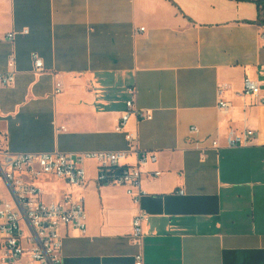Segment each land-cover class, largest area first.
I'll list each match as a JSON object with an SVG mask.
<instances>
[{"label":"crops","instance_id":"0c3cea01","mask_svg":"<svg viewBox=\"0 0 264 264\" xmlns=\"http://www.w3.org/2000/svg\"><path fill=\"white\" fill-rule=\"evenodd\" d=\"M257 19L256 4L238 0H0V73L11 60L15 70L0 88V150L123 152L132 167L137 156L115 131L130 89L153 115L124 129L157 157L141 167L139 204L99 184L93 160L84 187L39 181L46 202L82 200L88 215L85 234L62 229V264H133L139 212L144 264H264V106L243 95L246 77L264 85ZM246 129L248 146H226L230 130ZM0 199L12 200L1 174Z\"/></svg>","mask_w":264,"mask_h":264},{"label":"built area","instance_id":"2783aa9c","mask_svg":"<svg viewBox=\"0 0 264 264\" xmlns=\"http://www.w3.org/2000/svg\"><path fill=\"white\" fill-rule=\"evenodd\" d=\"M144 31V29H141ZM27 34L28 31L23 32ZM14 33L8 35L9 41H14ZM35 69L41 71L42 61L34 56ZM10 71L0 73V88L12 86L15 83L14 62L11 60ZM56 93H61V84L56 85ZM223 89H219V95ZM132 98L126 103V110L117 125V133L126 134L131 151L137 156V163L125 168L121 174L123 152L87 153L82 155L64 153L17 154L0 150V174L10 189L11 201L0 199V264H62L63 228H75L82 234L87 231L88 215L82 200L66 198L60 202H46L44 188L39 181L47 178L60 179L70 186L84 187L87 182L84 164L87 160L97 163V181L101 185H117L127 189L133 203L139 204L143 195L140 184L141 167L147 163H155L154 154L138 149L137 137L125 132V127L131 117L137 121L152 120L150 111L138 109L135 104V90L130 89ZM243 95L251 97L257 105L264 106V85L246 77L243 82ZM220 109L227 111L230 107L223 100ZM193 133H198L197 127H192ZM254 131L246 129L241 133L230 130L226 136L228 148L244 147L251 143ZM212 146L219 148L218 142ZM155 173V177L160 176ZM182 193V192H181ZM148 216L139 212L132 223L131 243L138 248L133 264H144L143 225Z\"/></svg>","mask_w":264,"mask_h":264},{"label":"trees","instance_id":"16d2710c","mask_svg":"<svg viewBox=\"0 0 264 264\" xmlns=\"http://www.w3.org/2000/svg\"><path fill=\"white\" fill-rule=\"evenodd\" d=\"M238 1H245V2L255 3L256 6H257V9H258V19H257L256 23H258L260 25H264V0H238ZM125 168H127V167L125 166V167H122L121 169H118L116 171V173L121 174V172Z\"/></svg>","mask_w":264,"mask_h":264},{"label":"rangeland","instance_id":"374dc122","mask_svg":"<svg viewBox=\"0 0 264 264\" xmlns=\"http://www.w3.org/2000/svg\"><path fill=\"white\" fill-rule=\"evenodd\" d=\"M47 197H48V195H45V197H44V198L46 199Z\"/></svg>","mask_w":264,"mask_h":264}]
</instances>
